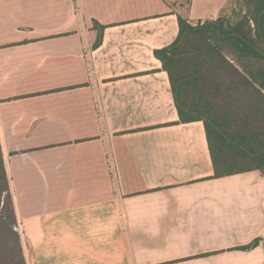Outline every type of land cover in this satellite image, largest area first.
<instances>
[{"label":"crops","instance_id":"1","mask_svg":"<svg viewBox=\"0 0 264 264\" xmlns=\"http://www.w3.org/2000/svg\"><path fill=\"white\" fill-rule=\"evenodd\" d=\"M173 1L0 0V150L27 264H264V173L214 177L154 55L177 15L233 20L239 0Z\"/></svg>","mask_w":264,"mask_h":264},{"label":"trees","instance_id":"2","mask_svg":"<svg viewBox=\"0 0 264 264\" xmlns=\"http://www.w3.org/2000/svg\"><path fill=\"white\" fill-rule=\"evenodd\" d=\"M239 4L233 20L177 15V39L154 51L180 122L204 124L215 178L264 173V0ZM0 264H27L1 150Z\"/></svg>","mask_w":264,"mask_h":264},{"label":"rangeland","instance_id":"3","mask_svg":"<svg viewBox=\"0 0 264 264\" xmlns=\"http://www.w3.org/2000/svg\"><path fill=\"white\" fill-rule=\"evenodd\" d=\"M172 2H174V7H176L177 8V6H176V1H173V0H171ZM176 2V3H175ZM189 3V0H182V2L180 3V6L179 7H181L183 10H186L187 9V4ZM178 7V9H180ZM224 20H226V19H224ZM226 111H228V108L226 109Z\"/></svg>","mask_w":264,"mask_h":264}]
</instances>
